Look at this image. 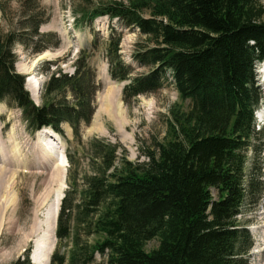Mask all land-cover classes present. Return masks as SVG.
<instances>
[{
	"label": "trees",
	"instance_id": "obj_1",
	"mask_svg": "<svg viewBox=\"0 0 264 264\" xmlns=\"http://www.w3.org/2000/svg\"><path fill=\"white\" fill-rule=\"evenodd\" d=\"M25 3L29 12L39 7L35 0ZM71 6L80 30H93L96 18L110 20L109 71L113 79L129 81L124 100L171 81L190 107L171 109L169 139L147 153L145 162L125 158L119 142L97 136L89 141V169L70 170L73 180L59 210L51 264L66 263L60 247L70 240V264L82 255L91 262L97 252L106 264H250L254 238L238 217L247 201L258 205L264 197V131L256 129L254 115L262 98L255 64L264 60V4L78 0ZM114 19L145 37L132 53L137 67L119 55L123 32H116ZM27 22L40 42L55 37V46L60 43L53 33L42 34L32 17ZM19 36L0 30V102L19 108L31 132L50 127L64 135L63 124H69L80 141L96 108L97 73L89 58L101 38L79 50L73 73L48 61L57 67L47 70L44 102L37 105L25 77L16 72ZM138 67L149 71L136 73ZM249 150L257 157L250 163ZM68 160L74 164L72 154ZM93 235L94 243H83V236ZM153 239L159 243L147 251ZM11 264H32L30 252Z\"/></svg>",
	"mask_w": 264,
	"mask_h": 264
},
{
	"label": "rangeland",
	"instance_id": "obj_2",
	"mask_svg": "<svg viewBox=\"0 0 264 264\" xmlns=\"http://www.w3.org/2000/svg\"><path fill=\"white\" fill-rule=\"evenodd\" d=\"M25 1L0 0V30L4 33L15 31L23 39L14 46V53L17 56L15 67L16 72L25 77L27 87L30 76L20 68L37 59L32 66V71L42 81L37 103L41 105L44 102L42 91L48 80L47 70L49 68L54 70L57 67L48 64V61L55 60L59 68L73 73L79 50L90 44L95 36L101 38L100 44L99 48L92 52L89 64L95 74L97 73L98 91L94 99L96 107L94 115L88 125L82 126L80 141L75 138L69 124H63L64 135L59 133L62 138L58 139L59 141L54 140V132L57 131L53 129H48L47 133L44 132L45 128L31 132L26 127L21 111L14 104L0 103V264H11L18 258L24 257L28 251L31 258L36 240L45 239V253L50 249L55 251L58 246L55 214L59 212L61 199L70 188V181L73 180L70 178V170L74 174L73 170L76 168L79 172L89 169L91 162L88 143L94 136L119 142L121 147L125 148V158L135 163L145 162L147 153L155 151L158 143L169 139L167 130L171 109L185 110L190 107L188 100L184 101L180 98L173 82H166L163 88L153 93L124 100L123 89L129 81L113 79L109 71L107 40L110 20L108 18L97 19L93 30L89 27L80 30L74 26L71 6L75 1L78 3V0H35L39 7L34 12H29ZM260 1L264 4V0ZM36 5L37 3L33 7L35 8ZM29 17H32L33 23L35 20L40 24L42 34L53 33L60 39V43L55 46V37L48 38L46 42H40L39 38L33 37L32 28L27 22ZM113 24L116 32H123L119 53L121 59L137 67L132 53L136 44L143 42L145 37L117 20H113ZM42 46L48 48L42 52H36L33 48ZM46 52L47 56L40 55ZM148 71V68L138 67L136 73ZM132 75H135V72ZM256 78V86L262 92L258 110L260 117L264 118V64L259 65ZM116 93L123 102L124 111L121 115L116 114L117 110L112 106L101 105L103 97L111 98ZM98 109L104 113L99 112L95 117ZM107 110L116 115L110 116L105 113ZM261 128L264 131V123L261 124L258 120L256 129ZM41 141L59 145L63 153L62 157L66 161L65 168L56 166L55 163L52 164L53 162L46 163V152L40 146ZM68 154L73 155L74 164L66 159ZM254 159H257L256 152L249 150V163ZM79 183L81 185V181ZM213 193L217 197L216 190H213ZM242 209L238 219L242 225L250 228L254 238V245L249 253L250 264H264V197L258 205L247 201ZM41 234H44V237ZM82 239L83 243L88 242L89 245L97 240L94 235L83 236ZM158 243V239H153L146 243L145 249L150 251ZM71 247V240L65 241L60 247L61 253L66 254L65 264H70ZM51 257L52 255L48 264H51ZM94 257L93 261L87 262L86 256L82 255L75 264L107 263V258L99 253Z\"/></svg>",
	"mask_w": 264,
	"mask_h": 264
},
{
	"label": "bare ground",
	"instance_id": "obj_3",
	"mask_svg": "<svg viewBox=\"0 0 264 264\" xmlns=\"http://www.w3.org/2000/svg\"><path fill=\"white\" fill-rule=\"evenodd\" d=\"M47 55H48V53L46 52V53L42 54V57H45ZM36 60L37 59L35 58L32 62H30L29 64H26L25 66H23L22 68H20V70L23 71L24 73L26 72V73L29 74L30 79L28 81L29 82L28 89L32 93V95L35 98V100L38 101L39 100V97H40L41 88H42V84H41L42 81H41V78L39 76H36V73L34 71H32V66L34 65V63H35ZM105 104H107V105L112 106L113 108H115L117 110L116 114H118V115H121L123 113V111H124L123 102L120 99V96H119L118 93H116V95L112 96L111 98H109V97H103V101H101V105H105ZM99 112L104 113L100 109H98L97 112L95 113V117L97 116V114ZM105 113H108L112 117H114L116 115V114H113L110 110L105 111ZM48 129L49 128H46L45 129L46 131H44V132L47 133ZM90 130H92V128H90ZM54 135H55L54 140L62 139L59 133L55 132ZM40 146L46 152V157H47L46 163L53 162L52 164L55 163L56 166H59L61 168L62 167L65 168V166H66L65 162L66 161L62 157V154L63 153H62L61 148L58 147L59 145H51L49 143H45V142L41 141L40 142ZM66 159H67V157H66ZM43 168H48V167L47 166H44ZM60 170H62V169H60ZM62 192H63V188H62ZM56 207H57V203H56ZM56 217H57V212L55 214L54 221H56ZM41 235H43V237H44V234H41ZM43 237H41V238H43ZM44 243H46L45 242V239L44 240H36V241H34V246H33L34 247V250H33V256H32V260L34 259L33 260L34 264H48L49 263L50 255L52 254V252L54 250L53 249H50L47 253H45Z\"/></svg>",
	"mask_w": 264,
	"mask_h": 264
},
{
	"label": "water",
	"instance_id": "obj_4",
	"mask_svg": "<svg viewBox=\"0 0 264 264\" xmlns=\"http://www.w3.org/2000/svg\"><path fill=\"white\" fill-rule=\"evenodd\" d=\"M32 256H33V253H32Z\"/></svg>",
	"mask_w": 264,
	"mask_h": 264
}]
</instances>
